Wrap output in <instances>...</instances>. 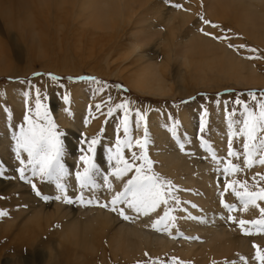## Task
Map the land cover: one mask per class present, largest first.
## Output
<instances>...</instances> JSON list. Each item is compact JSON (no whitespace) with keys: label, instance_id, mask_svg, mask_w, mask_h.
I'll list each match as a JSON object with an SVG mask.
<instances>
[{"label":"rangeland","instance_id":"rangeland-1","mask_svg":"<svg viewBox=\"0 0 264 264\" xmlns=\"http://www.w3.org/2000/svg\"><path fill=\"white\" fill-rule=\"evenodd\" d=\"M135 1L140 0H124L127 7L126 11L123 7L124 17L116 11L113 16L111 11L108 13L111 18L107 15L92 23L88 17L71 21L75 1L63 0L61 25L57 26V22L49 18V27L40 21L44 13L49 12L41 9L44 4L33 0L26 9H15L20 13L9 5L6 15L10 18L16 14L32 16L30 21L34 25L30 30H35L39 42L31 46L28 44L31 32L15 24L4 30L0 14L3 45L0 52V180L7 181L6 186L0 188V264H8L6 259L9 264H236L241 256L238 250L225 253L222 246L221 250L217 249L218 254L210 246L203 256H189L188 260L173 255L153 258L145 253L143 257L127 261L120 253L110 251L107 240L100 239L99 234H93L95 232L92 236L98 240L90 238L94 240L92 245H96L90 252L67 249L60 240L67 206L72 209L78 205L97 206L123 217L133 201L148 204L157 201L155 207L159 208L160 216L169 214L178 236L184 237L186 233L181 229L178 212L188 215L186 204H192L195 209L199 207L179 193L184 191L183 187L174 182V172L163 167L157 156L161 153L172 157L176 154L182 165H186L182 159L189 166L193 164L196 168L193 174L199 166L210 165L214 193L212 189V192L206 190V194L212 193L206 197L216 200L214 205L217 204L227 218H222L224 214L220 212L221 216L209 212L208 221L211 224L222 221L224 227L233 228V237L246 239L250 245L252 264H264V43L250 40L247 33L250 29L241 26L247 20L264 25V2L257 4L249 0L255 4L253 9L252 3L248 7L247 0H243L242 6L236 5L241 0H236V4L232 0L239 7L228 5V0H159L158 10L150 9L146 15L136 16L141 22L135 24L133 18L131 25L127 19L132 12L129 13L128 8L137 7ZM165 6L184 11V21L174 19L166 25L161 14ZM185 20L190 23H184ZM194 21L199 22L198 26L211 27L210 30L199 29V38L210 39L234 51L252 65L253 76L246 74L239 82L226 81L216 74L220 72L217 64L221 60H211L213 65L211 61L205 65L209 64L210 69L217 66L215 73L208 74L199 85L200 81L192 78L194 69L202 64V56L219 53L216 46H197L196 52L191 42L192 46L190 44L186 50V63L172 61V55L186 54L176 43L187 31L186 26L193 28ZM145 28L153 30L147 33L145 42L155 49L141 50L155 58L157 70L167 82V91L170 89L166 91V98L142 94L135 88L133 79L140 74L141 62L137 67V63L134 65L136 57L131 56L130 47L137 44V39L138 43L144 40ZM170 41L174 47H170ZM202 65L198 68L206 69L204 63ZM79 89L85 96L78 95ZM59 109L65 119L74 124L76 110L84 112L81 122L86 132L77 137L75 148L67 145L66 137H71L56 119L55 111ZM184 110L187 121L182 119ZM154 118L156 123L152 122ZM151 126L155 127L153 132ZM108 128L110 137L106 134ZM156 128L163 135L162 143L154 135ZM115 179L119 181L117 193L110 198L102 196L116 189ZM190 187L187 186L188 190H200ZM54 201L64 206L47 205ZM114 201L119 203L118 208ZM35 208L43 210L40 220L30 218ZM27 218H30L29 223L25 221ZM197 219V224H204L201 218ZM191 235L190 240L202 242L197 234ZM100 243V248L105 250L102 256Z\"/></svg>","mask_w":264,"mask_h":264},{"label":"bare ground","instance_id":"bare-ground-1","mask_svg":"<svg viewBox=\"0 0 264 264\" xmlns=\"http://www.w3.org/2000/svg\"><path fill=\"white\" fill-rule=\"evenodd\" d=\"M32 1L33 0H0V14L2 17L3 26L6 28L4 30L11 28L14 24L17 26L23 25L25 28L28 29V31L31 32L30 35L28 36V44L30 46L35 45L37 42H39L38 41L39 40L38 35L35 33V30H33L32 28L30 30V27H32L34 25V22L30 21L32 16H30L29 14H27V16H22V15L16 14V16H15L13 14V16H15V17L10 18L9 16L6 15V9L8 8L9 5H12V9L17 13H20V12L16 11L15 9H17V10L26 9L29 6L28 2L31 3ZM35 1L37 2V4L42 3L45 5V7H41V9L44 12H46L45 9L49 11L47 13H44L45 15L42 16L43 20H40V21L44 22L45 26L47 25V27H49L48 26L49 18L52 21L54 20L55 23L57 22L56 23L57 26L61 25L60 23L64 18L63 17V15H64L63 11L64 10L62 9L63 0H35ZM69 1H71V2L75 1V4H74L75 6L71 9V11L73 10V12H72L73 16L71 15L72 16L71 21H74L75 19H79L80 17H88L87 20H91L92 23H94V22L97 23L99 20L104 19L107 15H108V17L110 16V18H111V15L108 14L111 11L113 12L112 15L115 13L114 11H116L117 14L119 12L122 15L124 13V12H122L123 7L126 4L124 2V0H69ZM132 1H134V0H132ZM191 1H193V0H191ZM220 1L221 0H219V2ZM222 1H224V0H222ZM226 1H224V2H226ZM229 1L230 0L227 1L228 5L231 4V5H233V7H235L236 5L242 6V3H243V0H241L242 2H240V4H239V2L237 3L236 0H234L235 4L237 3L235 5V4H233L234 2H232V0L230 1L232 3H230ZM252 1H254L257 4L264 2V0H252ZM252 1L250 3H252ZM159 2H160L159 0H140V1L133 2L137 7L133 8V9L128 8V9H130V12H129V10H128V12L129 13L132 12V15L129 19H127V21L129 22V24L132 25L133 24L132 23L133 18H134L136 20L135 21L136 23L134 22L135 24L140 23L141 22L140 17H138L136 19V16H138V15L142 16L143 14L149 12L150 9L155 10V9L159 8L160 7ZM183 3H185V2H183ZM247 3H248V7H249V5H250L249 0H247ZM247 3H244L246 7L245 6H243V7L247 8V5H246ZM134 4H133V6H135ZM175 4H177V3H175ZM31 6H33V5H31ZM64 6L66 7V5H64ZM223 6H225V5H223ZM239 6H236V7H239ZM251 6L254 7L253 9H255L254 3H252ZM185 7H186V5H185ZM217 7H219V6H217ZM126 8L127 7L125 6L124 10ZM187 8L189 9L191 7L188 6ZM245 8H243V9L245 10ZM50 9H51V11H50ZM76 9H77V11H75ZM241 9H242V7H241ZM29 10H32V9H29ZM67 12H69V11L67 10ZM254 12H255V10H254ZM22 13H23V11H22ZM41 13H43V12L41 11ZM249 13L251 14V12H249ZM134 14H136L135 17H134ZM161 14H162V17L164 19V23L166 25H168L174 19L181 20L183 17L182 15H184V11L179 10L177 8H172V7L166 8V6H165V9L162 11ZM187 14L188 13H186L185 15H187ZM244 14H246V12ZM61 15H62V18H61L62 20L60 19ZM150 15H152V14H150ZM117 16L118 15H116V17ZM208 17H210V16H208ZM222 17H220V18H222ZM210 18H213V17H210ZM121 20H123V19H121ZM215 20H216V18H215ZM219 20H221V19H219ZM243 20H245V18ZM187 22H189V20H187V21L185 20L184 23H187ZM194 22H195V24H193V28L186 26L185 28L187 31H185L184 33H183V31L185 30V28L184 29L182 28L183 31H182V29L179 30L184 35L181 34L183 36H181L179 39H177V40H179L177 43H176L177 40L176 41L174 40V41L177 44L176 47H178V46L182 47V50L183 51L185 50L186 54H184V53L179 54V52H178V54H175V56L172 55V59H173L172 61H175V62L180 61V62L186 63V61L188 59V58L186 59V57H188L187 56L188 51L186 52V50H188L190 48L189 45L191 44V42L193 43V47L195 48L196 52L199 49L198 48L199 46H201V47L203 46V48H205L206 46L207 47L208 46H211V47L216 46V48H218L217 51H219V53L216 55L214 53H213L214 55L208 54L211 57H206L207 55H205L204 57L202 56L201 57V60L203 61L202 64L204 63V65H205L206 62H209L211 60H213V61L214 60L217 61V59L221 60L217 64V65H219V67H218L219 70H217V71H220V72H216V74H220V76L225 78V80L226 79L227 80H234L235 79L236 80L235 82H237L238 80L243 81L246 74H249V75L251 74L253 76L254 68L252 67V65L246 61H243L239 56H237L234 53V51L232 52L231 49H228L226 47L223 48L220 45L215 44L210 39H207L205 37H203L205 39L199 38L197 36V35H199L198 34V31H200L199 29H205L206 28L207 30L208 29L210 30L211 27L206 26V25L198 26L199 22H196V21H194ZM89 23H90V21H89ZM184 23H181V24H184ZM240 23L243 24L242 21H240ZM263 23L264 22H262V24ZM177 24H179V23H177ZM246 24L244 23L241 26L242 27L245 26L244 28L248 27L247 29H250V31H248L247 33L248 34L250 33V37L252 39L251 38H249V39L254 41V42H258L259 44L264 43V25H257L252 20H247ZM80 25H81V23H80ZM143 25H144V23L142 24V27H143ZM90 26H91V24H90ZM146 28H145V31H142L143 34L147 35L144 37V40L141 39L143 41H140L139 42L140 44H139L138 39H137L136 40L137 44H133L132 47H130L131 48L130 50L132 52L131 56L136 57V59L134 61V65L137 63L136 64V67H137L138 62L139 61L141 62V64H140L141 67L138 66V73L141 70L140 74L137 73L138 74V76L136 75L137 77L133 74L134 75L133 77H136L135 79H133L134 84L136 86V87L135 86L134 87L137 89V91H139L142 94L150 95L152 97H157V98H163V97L166 98L165 96H167V93H168V91H170V89L167 91V85H166L167 82L165 81L163 75L162 76L160 75V73H159L160 71L158 72V70H157L158 64L155 61V58L153 56H151V54H149V52H151L152 49H155V48L149 46L150 45V44L148 45L149 42L148 43L145 42V40H147V37L149 36L147 33H149V31L151 32V30H152V29H146ZM238 31H239V28H238ZM243 31L245 32L246 29L240 30V32H243ZM156 37L157 36H155V38ZM247 37H249V36H247ZM9 40L12 41V39L10 37H9ZM24 40H27V39L24 38ZM164 40L165 39H163V41ZM149 41H151V40H149ZM157 41H158V39H157ZM171 41L169 44L170 47H171V45H173V42L171 43ZM157 45H159V44H157ZM184 45H187V47ZM2 46H3L2 42L0 41V52L2 50ZM130 46H131V44H130ZM191 46H192V44H191ZM147 47H149L148 49H150V51L148 53H145L141 50L142 48L146 49ZM165 47H167V44ZM173 47H174V45H173ZM28 48H29V46H28ZM172 48H170V49H172ZM208 48H210V47H208ZM191 49H193V48H191ZM173 51H174V49H173ZM173 51H172V53H177L176 52L177 50H175V52H173ZM203 51H206V49ZM193 52H195V51H192V53ZM199 53L200 52L198 51V54ZM129 55H127V56H129ZM153 55H155V54H153ZM0 56H1V54H0ZM216 56H218V57H216ZM167 59L169 61L168 57H167ZM167 59H165V60H167ZM196 59H198V58H196ZM216 61H214V62H216ZM162 62H163V60H162ZM165 63H167V62H164L163 64H165ZM175 64H177V63H175ZM211 64L213 65L212 61H211ZM201 65L199 64L198 67ZM142 67H143V69H141ZM165 67H168V66H165ZM179 67H180V64H179ZM139 68H140V70H139ZM205 68L207 70L204 69V67L198 68L197 69L198 71L196 69H194L195 71L193 72L192 78L199 80L200 81V82H198L199 85H202L201 82L204 80V78L207 79L206 76L208 74L214 75L215 69L217 68V66H216V68L214 67V69H210L209 64L208 65L206 64ZM130 81H131V79H130ZM229 83H230V81H229ZM234 83H233V85H234ZM236 85H238V84H236ZM166 91H167V93H166ZM77 93H78V95H81L82 97L85 96V93L82 89H79ZM112 106H113V104H112ZM83 114H84L83 111L76 110L75 120H74L76 122L74 124V123H71L65 119V117L63 116V114L61 112V109L55 111L57 121L59 123H61V125L65 129L68 130V133H69V136L71 137V139L66 137L67 138L66 142H67V145L71 146L72 148H75L77 145V142L75 141L77 139V137L81 136L82 133L86 132L85 128L83 127V123L81 122V120L83 119ZM181 114L183 117L182 119L187 121L186 110L182 111ZM153 120H152V122L156 123L157 119H155L154 121ZM154 128H155L154 126H151L152 132L154 131ZM156 131L157 132L155 134L154 133L153 134L157 136L158 142L159 143L164 142L165 140L163 139V135H162L160 129L156 128ZM106 134L108 137L111 136L110 128H108L106 130ZM166 155L167 156H165V154L161 153V155L159 154L157 156H159L161 158L160 160L164 164L163 165L164 168L171 169V171L174 172L173 174H175V175H173L174 176L173 178L175 181L174 180L173 181L176 182L177 185L179 184L180 188L183 187L184 191H180L179 193H182V195L185 198L187 197L192 202H194L195 205H197L199 207V208L195 209L192 206V204H186V205H184L185 206L184 208L187 209L188 215L184 212H178V217H179V221L181 224V229L184 230L186 233L184 237L178 236L174 224L171 225V217L169 216V214L167 216H164V217L160 216L161 214H160L159 208L157 206L155 207V203H157V201L151 202L150 204H148L145 201H140V202L133 201V204L128 206L127 213L123 217L118 216L116 214H113L110 211H105V209H103L102 207H97V206L84 208V207H80L78 205L76 209H74V208L72 209V207L67 206V208H68V212H67L68 214L66 215L67 219H65L63 221L64 224L62 227V231L60 233V240L62 239V241L65 242L66 248L67 249L73 248L75 250L81 249L82 252L83 251H86V252L89 251L90 252V251L94 250V247L96 245L95 244H94L95 246L92 245V241H94V240H91L90 238L97 239V238H94L95 235L92 236V233L95 232L93 234H96V235L99 234L100 239L104 238L105 240H107V246H108V249L110 251H112L113 253H120L124 257V260H127V261H132L134 259L143 257V255L145 253L150 255L153 258H159V257L165 256V255H173V256L183 258V259L184 258L187 259L189 256H192V257L203 256V254L206 253V251H208L210 246H211V248L213 247V252H215V250L217 251V249H219V247L222 246V248H224L225 253H228L231 251L234 252V251L238 250V252L240 253L239 255H241V256L237 258L236 264H252V259H251L252 256L250 254L251 248H250V245L246 243V239H241V238L237 239L236 237H233V230H231L233 228L228 229V228L224 227L223 224L221 223L222 221H219L220 223L217 221V223H215V224H211V222L208 221V218L211 217V216L207 217V216H209L208 215L209 212L217 213L218 216H221L220 213L224 214L222 211H220L218 209L217 204L214 205V201H216V200L213 201V199H211L210 197L208 199L206 197V195L208 194V193L207 194L205 193L206 190H208L210 192H212V190H213V193H214V189H213L214 187L211 188V185H212L211 179L213 176L210 175V171H209L210 165L207 164L208 161L207 160L205 161L207 164L206 166H203L201 164H200L201 166L198 165L199 168L197 169V172L195 174H193V172L196 170V168L195 169L193 168V166H194L193 164H191L189 166V165H187L188 163L184 159H182L181 162L183 164H186V165H182L180 163V160L178 159L179 157H177L176 154L174 157L168 156L169 154H166ZM195 167H197V165ZM72 168L73 169L75 168L74 164L72 165ZM168 173H169V171H168ZM6 183H7V181H1L0 180V188L6 186ZM113 183L115 184L116 189L114 191L104 192V194L102 196L110 198L114 194L117 193L118 188H119V186H117L119 183L118 179H115L113 181ZM12 186L13 185L11 184V188H12ZM187 186L188 187L189 186L196 187V188L198 187L200 190H197L195 188L188 190ZM15 188L19 189V187H15ZM15 191H16V189H15ZM110 194H112V195L110 196ZM208 195L212 196V193L211 194L209 193ZM110 202H111V199H110ZM113 204L116 208L119 207V203L117 201H114ZM47 205L52 206L51 208H54V207L58 208L60 206H62V207L64 206V205H62V203L60 201H58V202L54 201L52 204H47ZM179 209L180 208H178L177 210L180 211ZM40 211L42 212L43 210H38V209L36 210V208H35V212H33V213L31 212L32 214H31L30 218L34 219L36 217L35 219L39 218V220H40V218L42 217V214ZM51 211H53V210H51ZM62 211L63 210H61L60 212H62ZM55 213H58V211ZM55 213H54V215H55ZM63 213H64V211H63ZM40 214H41V216H40ZM217 214H216V218L218 217ZM61 215L62 214L60 213V216ZM19 216L20 215H18L17 217H19ZM58 216H59V214H58ZM43 217H44V215H43ZM30 218L25 219V221H28ZM197 218H201L204 224L203 225L197 224V222H196L198 220ZM203 218H205V219H203ZM222 218L226 219L227 216H225V214H224V215H222ZM13 220H16V219H13ZM42 220H44V219L42 218ZM29 222L30 221H28V223ZM48 222H49V220L46 221V224ZM12 223H13V221H12ZM37 223H38V221H37ZM38 224H40V223H38ZM23 225H24V223H23ZM170 225H171V228H169ZM226 225H229V222ZM194 233L197 234L198 239L201 240L202 242L195 243L194 240H190V238L192 236L191 234H194ZM175 237L179 240L175 239ZM228 244H230V246H227ZM101 245H102V243L99 244V248ZM100 249H101V256H102V254L105 250L102 248H100ZM102 250H104V251H102ZM219 250H221V249H219ZM221 253H222V251H221ZM217 254H218V251H217ZM80 255H82V254H80ZM213 255L215 256L214 253H213ZM207 256H209V255L207 254ZM7 261H9L8 259H6L5 262L9 264V262H7ZM75 261H76V259H75ZM82 261H83V259H82ZM82 261H80V262H82ZM204 262H206V261H204ZM77 264H79V263H77Z\"/></svg>","mask_w":264,"mask_h":264}]
</instances>
